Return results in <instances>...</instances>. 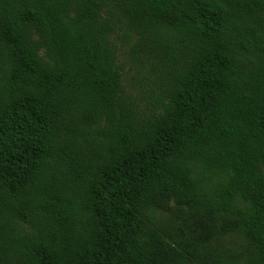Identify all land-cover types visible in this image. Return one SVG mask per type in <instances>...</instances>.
<instances>
[{
    "label": "trees",
    "instance_id": "obj_1",
    "mask_svg": "<svg viewBox=\"0 0 264 264\" xmlns=\"http://www.w3.org/2000/svg\"><path fill=\"white\" fill-rule=\"evenodd\" d=\"M229 233L264 264V0H0V264H239Z\"/></svg>",
    "mask_w": 264,
    "mask_h": 264
},
{
    "label": "rangeland",
    "instance_id": "obj_2",
    "mask_svg": "<svg viewBox=\"0 0 264 264\" xmlns=\"http://www.w3.org/2000/svg\"><path fill=\"white\" fill-rule=\"evenodd\" d=\"M128 47L124 46L122 61L125 65V84L130 92L139 95L144 101H150L145 92L146 86L142 85L141 74H136L135 67L127 55ZM127 54V55H126ZM135 77V79H133ZM144 91L143 94L140 91ZM139 93V94H136ZM218 223V222H217ZM155 227L163 229L180 228L187 235H195L211 226V222L202 217L194 216L186 211H180L173 205L159 207L156 211ZM215 247L227 258H234L239 264H246L252 255L250 242L243 236L236 233H229L214 240Z\"/></svg>",
    "mask_w": 264,
    "mask_h": 264
}]
</instances>
